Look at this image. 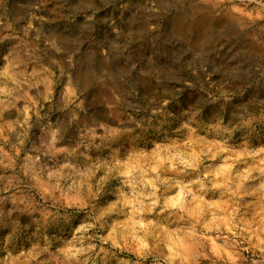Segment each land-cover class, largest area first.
Masks as SVG:
<instances>
[{
	"label": "rangeland",
	"instance_id": "374dc122",
	"mask_svg": "<svg viewBox=\"0 0 264 264\" xmlns=\"http://www.w3.org/2000/svg\"><path fill=\"white\" fill-rule=\"evenodd\" d=\"M261 6L0 0V161L22 159L70 184L65 164L87 173L109 154L84 147L93 129L106 134L104 124L115 129L106 143L136 162L170 159L162 178L176 184L156 186L150 213L137 214L128 199L126 215L114 210L98 222L79 211L40 227L34 205L8 203L0 264H264ZM145 217L151 241L134 229ZM14 220L30 227L13 232Z\"/></svg>",
	"mask_w": 264,
	"mask_h": 264
},
{
	"label": "clouds",
	"instance_id": "9594fccd",
	"mask_svg": "<svg viewBox=\"0 0 264 264\" xmlns=\"http://www.w3.org/2000/svg\"><path fill=\"white\" fill-rule=\"evenodd\" d=\"M257 2L262 5L261 10L264 11V0H257ZM98 127L105 129L106 134L97 137L96 129H93L91 137L88 138L89 143L84 144V147L97 149L109 147V154L97 158L94 163H91L87 173H80L71 164H65L61 171L71 169V172L64 171L63 177L65 181L72 180L70 184L65 183L64 186H61L56 178L57 173L46 168H41L39 172H33L22 159L17 163L0 161V164H3V167H0V216L4 215V205L8 203L13 205L29 204L34 205L33 212L40 214L39 219L34 221L40 227L61 220L68 223L79 211H85L94 222H98L114 210L123 213V208L120 205L127 207L128 199L136 201L139 206L135 210L137 214L140 210L150 213L157 203L156 186L160 185L162 192L176 187L175 182L169 183L168 180L162 178L169 173L168 165L171 160L162 158L136 162L134 157L127 155V151L111 148L106 143L115 129L108 130L104 124H99ZM125 131H132V129L128 128ZM97 139L100 141L99 144L95 143ZM13 155L16 153L14 152ZM86 159L91 162V158ZM178 162L183 163L182 160ZM186 167H194V165H186ZM73 176H80L83 179L73 180ZM192 183L202 184L201 181H192ZM113 197L116 198L114 202L110 199ZM165 207L162 204L161 211L165 210ZM15 210V208L9 210L8 216L11 217ZM123 214L126 215V213ZM145 218L148 220V224L137 220L134 225L136 231H144L152 224L151 218ZM13 225V232L18 229L23 231L30 227V225H20L18 220H14ZM92 226L88 225V227ZM144 236L149 241L154 239V233L149 234L144 231ZM132 239L135 240L137 237L132 235ZM140 244L141 248L149 247V243H146L145 240H141ZM9 255L11 254L9 253ZM201 255L205 259L208 258L203 251ZM15 259L19 260L20 257Z\"/></svg>",
	"mask_w": 264,
	"mask_h": 264
}]
</instances>
